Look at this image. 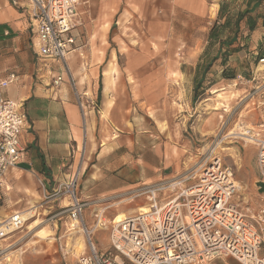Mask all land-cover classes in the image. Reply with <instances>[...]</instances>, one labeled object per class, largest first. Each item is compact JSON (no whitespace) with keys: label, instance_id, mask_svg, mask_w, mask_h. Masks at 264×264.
<instances>
[{"label":"crops","instance_id":"obj_1","mask_svg":"<svg viewBox=\"0 0 264 264\" xmlns=\"http://www.w3.org/2000/svg\"><path fill=\"white\" fill-rule=\"evenodd\" d=\"M243 1L251 5V10L256 9L250 15L258 11L255 30L250 31L244 21L239 38L253 57L264 46V0ZM206 2L80 0L74 32H82L84 40L79 38L78 48L69 54L67 70L37 55L26 12L9 0H0V82L11 73L17 75L14 82L0 88V97L17 102L27 115V125L20 136L23 157L17 167L6 173L7 188L0 189V222L41 202L44 191L40 182L53 190L76 171L83 198L128 192L181 174L185 155L178 127L162 125L153 120L150 112L141 110V102L137 101L145 98L142 80L134 77L128 81L133 92L125 93L116 63L112 90H105L104 63L110 47L98 45L91 38L108 37L118 27L116 20L129 14L141 17L149 8L153 13L156 4L170 5L169 11H161L173 15L182 10V5L193 4L197 11ZM127 6L133 11H127ZM241 54L245 55L244 50L230 58L240 59ZM140 67L155 69L157 62L149 59ZM148 73L149 79L156 74ZM58 74L64 76V81L54 86L51 81Z\"/></svg>","mask_w":264,"mask_h":264},{"label":"rangeland","instance_id":"obj_2","mask_svg":"<svg viewBox=\"0 0 264 264\" xmlns=\"http://www.w3.org/2000/svg\"><path fill=\"white\" fill-rule=\"evenodd\" d=\"M221 4L231 14L256 10H251V5L242 0H207L203 9H200L202 5L197 11L193 4L182 5V10L172 15L161 11H169L170 5L156 4L155 12L150 13L149 8L138 18L132 14L121 17L115 21L118 27L112 29L108 37L91 39L98 45L105 43L110 47L104 63L105 90H112L113 65L116 63L125 93L133 92L128 81L134 77L142 80L141 90L145 98L137 101L141 102V110L150 112L153 120L162 122V125L178 127L185 155L181 175L195 170L201 172L200 166L207 159L209 150L217 148L215 151L234 169L236 180L242 187L235 194V202L244 210L255 212L264 203V193L257 186L261 178L257 146L245 136L264 135V67L257 64L255 55L252 57L244 46L241 51L244 50L246 56L241 54L237 60L230 58L226 66L228 72L233 69L236 75L242 74L245 81H234L236 75L234 78L224 77L225 67L220 59L203 74L209 31L218 19ZM127 11L133 9L128 7ZM257 14L258 11L253 15ZM78 35L82 42L84 35L82 32ZM210 50L212 57L214 47ZM149 59L156 60L157 67L141 68ZM233 63L238 66H232ZM148 71H155L152 79L148 78ZM203 75L204 81L196 95V79ZM41 186L44 191L41 202L21 210L31 212L39 206L37 212L31 213L32 217L23 229L11 233L1 242L3 246L12 244V247L7 259L0 264H78L79 256L86 251L83 233L77 225L72 227L68 217V198L48 200L45 195L52 190ZM140 188L92 198H83L78 191V195L88 202L86 220L92 223L93 211L104 207H109L104 212L107 221L125 217L144 203L142 198H134ZM138 208L147 209L145 205ZM93 238L99 249L108 248L107 230L99 229ZM79 240L85 244L83 249L78 247ZM212 264L242 263L228 257Z\"/></svg>","mask_w":264,"mask_h":264},{"label":"built area","instance_id":"obj_3","mask_svg":"<svg viewBox=\"0 0 264 264\" xmlns=\"http://www.w3.org/2000/svg\"><path fill=\"white\" fill-rule=\"evenodd\" d=\"M9 2L26 12L37 55L68 70L67 58L78 48L79 35L74 31L80 0ZM257 64L264 67V57ZM16 79L17 75L11 73L0 82V88ZM63 81L64 76L58 74L51 84L59 86ZM234 81H245V77L237 74ZM26 125L27 115L20 105L1 96L0 189L7 188L6 173L17 167L23 157L20 136ZM252 135V144L257 146L259 181L264 182V135ZM216 149L209 150L201 172L195 170L141 187L134 198H142L141 205L147 209L139 210V205L120 220H106L104 212L109 207L95 209L92 223L86 220L88 202L78 195V171L59 182L45 197L68 198V217L73 228L79 227L86 243L78 264H212L228 257L242 264H264V203L251 212L235 202L239 183L234 169L224 163ZM38 207L32 212L36 213ZM26 222L22 211L0 222V262L7 259L12 247L1 242L23 229ZM99 229L108 231L109 246L104 250L93 238Z\"/></svg>","mask_w":264,"mask_h":264},{"label":"trees","instance_id":"obj_4","mask_svg":"<svg viewBox=\"0 0 264 264\" xmlns=\"http://www.w3.org/2000/svg\"><path fill=\"white\" fill-rule=\"evenodd\" d=\"M249 10H245L243 12H239L236 14H231L230 12H226V7L224 4H221L218 19L211 26L209 35H208V45L206 48V57L207 63H205L204 73H206L212 66V64L221 60V64L223 67V74L226 78H234L235 70L231 69L228 72L229 68L226 66L230 57L235 53L241 51L245 45H241L239 38L241 33V28L243 26V22H248V28L250 31L255 30L256 23L258 19L257 15H250ZM245 17H248L245 19ZM222 20V22H221ZM217 46V47H216ZM214 47V54L210 57V48ZM264 57V46L261 47L257 54L255 55V60L258 62L260 58ZM205 60V59H204ZM202 65H200L201 67ZM204 81V75L199 79H196L195 91L196 95L199 93V90L202 86V82ZM102 90V81H100V94Z\"/></svg>","mask_w":264,"mask_h":264},{"label":"bare ground","instance_id":"obj_5","mask_svg":"<svg viewBox=\"0 0 264 264\" xmlns=\"http://www.w3.org/2000/svg\"><path fill=\"white\" fill-rule=\"evenodd\" d=\"M247 139H248V141L250 142V143H252L253 141H254V138H253V136H245ZM212 149H213V147H212ZM240 187V189H242V187L241 186H239ZM124 200H126V199H124ZM123 201V200H122ZM112 206V205H111ZM138 209V208H137ZM27 211V210H26ZM31 213H32V211L31 212H23V215H24V217H25V219L28 221L32 216H31ZM128 214V213H127ZM76 225V224H75ZM77 240V239H76ZM78 244V247L80 248V249H83L84 247H85V244L82 242V241H80L79 240V243H77ZM79 249V250H80ZM77 252V251H76Z\"/></svg>","mask_w":264,"mask_h":264},{"label":"water","instance_id":"obj_6","mask_svg":"<svg viewBox=\"0 0 264 264\" xmlns=\"http://www.w3.org/2000/svg\"><path fill=\"white\" fill-rule=\"evenodd\" d=\"M257 186H258L260 192H261V193H264V182H262V181H258V182H257Z\"/></svg>","mask_w":264,"mask_h":264}]
</instances>
